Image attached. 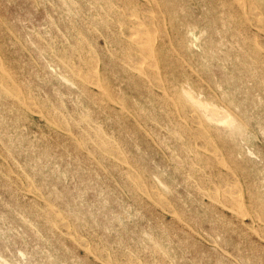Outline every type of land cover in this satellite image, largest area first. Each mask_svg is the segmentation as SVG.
I'll return each mask as SVG.
<instances>
[{
    "label": "rangeland",
    "instance_id": "obj_1",
    "mask_svg": "<svg viewBox=\"0 0 264 264\" xmlns=\"http://www.w3.org/2000/svg\"><path fill=\"white\" fill-rule=\"evenodd\" d=\"M98 1L0 0V264H264V30L255 15L246 54L245 25L223 0ZM256 4L264 14V0ZM138 6L141 23L155 21L143 34L165 40L144 60L153 83L139 73L143 60L122 61L139 54L128 46ZM190 91L235 124L210 120ZM191 113L199 123L180 125ZM206 176L228 178L239 203Z\"/></svg>",
    "mask_w": 264,
    "mask_h": 264
},
{
    "label": "bare ground",
    "instance_id": "obj_2",
    "mask_svg": "<svg viewBox=\"0 0 264 264\" xmlns=\"http://www.w3.org/2000/svg\"><path fill=\"white\" fill-rule=\"evenodd\" d=\"M101 1V0H100ZM100 1H98V2H100ZM122 1V0H121ZM127 1H129V0H127ZM131 1V0H130ZM129 1V2H130ZM136 1V0H135ZM138 1V0H137ZM97 2V1H96ZM103 2H105V1H103ZM107 2H109L108 0H107ZM132 2V1H131ZM130 2V3H131ZM139 2V1H138ZM223 2L225 3V5L226 6H228L229 7V9H231V13H230V17H233V18H235L236 19V17H239L241 20H242V23L245 25V28L244 29H242L243 31L242 32H240V34L241 35H239L240 36V38L242 39V41H243V44H244V46H240L241 48H239V51L240 50H243V51H246V54H248L249 52H251L252 50H250L249 49V47H250V44L249 43H251L252 42V38H254V39H256V37H257V35L258 34H255V32L253 31V29H251V25H250V22H249V20H253V23H255V24H257L258 25V27L260 26L263 30H264V14L261 12V10H260V8L261 7H257V5L258 4H256V0H223ZM54 3V2H53ZM110 3V2H109ZM118 3H120L119 1H118ZM155 2H153V3H150V2H144V3H141V4H139L140 6H142V7H146L147 9L146 10H148V8H150L151 6H152V4H154ZM65 5V4H64ZM155 5H157V4H155ZM154 5V6H155ZM76 6V5H75ZM110 6V5H109ZM134 6V5H133ZM74 7V6H73ZM111 7V6H110ZM158 7H159V5H158ZM157 7V8H158ZM224 7V6H223ZM126 8V7H125ZM138 8H139V6L138 7H136L135 9L133 8L132 9V11H133V13L132 14H130L131 15V20H133V22H136L135 23V25H137V26H133V27H131L130 29V32L131 33H129V35H128V38H129V48H131V49H137V51L139 52V54L138 55H136V54H134V53H132L130 56H124L123 58H122V61L123 62H126L127 64H128V61L130 62L131 60H133V59H135V57L139 60V61H141V60H143V63H144V60H145V58H148V57H153V60H154V58L156 57V56H158L157 55V47H156V45L155 44H153V40L155 41V42H161V45H160V48H162V47H164V43H165V40L164 39H161V36H162V34L159 36V32L158 31H155V34H154V36H152V39L150 38V36H146V35H144L143 33H145V31H146V29L147 28H153L154 27V25H155V21L153 20V18L152 17H145L144 19H145V24L144 23H141V21H139V18H141L140 16H138L139 14H141L142 13V11H141V9L140 10H138ZM159 9V8H158ZM262 9V8H261ZM76 10V9H75ZM127 10V9H126ZM146 10H144V12H146ZM152 10V9H151ZM156 10V9H155ZM154 10V11H155ZM91 11V10H90ZM93 11V10H92ZM150 11V10H149ZM158 11V10H157ZM160 11V10H159ZM257 11H258V13H260V16L261 17H258L256 14H258L257 13ZM127 12V11H126ZM143 12V13H144ZM161 12V11H160ZM111 13V12H110ZM155 13L157 14V12L155 11ZM159 13V12H158ZM69 14V13H68ZM108 14V13H107ZM148 14V13H147ZM255 15V17H252L251 19H249V16L250 15ZM158 15V14H157ZM162 15V14H161ZM160 15V16H161ZM109 16H110V14H109ZM115 16H117V15H115ZM123 16V15H122ZM122 16H121V18H122ZM128 16V15H127ZM153 17H156V15L155 16H153ZM222 17H223V15H222ZM157 18V17H156ZM162 18V17H161ZM232 18V19H233ZM164 19V18H163ZM249 19V20H248ZM94 20H95V18H94ZM240 20V21H241ZM105 21V20H104ZM232 21H234V20H232ZM108 23V22H107ZM121 23V22H120ZM158 23V22H157ZM164 23V22H163ZM233 23V22H232ZM122 25L124 24L123 22L121 23ZM159 24V23H158ZM165 24V23H164ZM225 22H224V26H225ZM134 25V24H133ZM126 26V25H125ZM223 26V27H224ZM159 27V26H158ZM165 27V26H164ZM253 27V26H252ZM255 27V26H254ZM257 27V28H258ZM224 29V28H223ZM160 30V29H159ZM259 30V29H258ZM33 31V30H32ZM151 31V30H150ZM153 31V30H152ZM165 31H166V29H165ZM88 32H90V31H88ZM167 32V31H166ZM79 33H81V32H79ZM153 33V32H152ZM167 34V33H166ZM13 35V34H12ZM50 35V34H49ZM80 36H82V35H80ZM167 37H169L168 35H166ZM165 36V37H166ZM256 36V37H255ZM258 38H260V37H258ZM236 39H238V38H236ZM168 40V39H167ZM259 40V39H258ZM261 40V39H260ZM170 42V41H169ZM58 44V43H57ZM259 45H260V43H258ZM236 45H237V43H236ZM258 45V46H259ZM52 46V45H51ZM92 46V45H91ZM238 46V45H237ZM262 46V45H261ZM76 47H78V44H77V46ZM191 47V46H190ZM225 47V46H224ZM80 48V47H79ZM263 48V47H262ZM112 49V48H111ZM113 50H115V49H113ZM52 51V50H51ZM134 51V50H133ZM132 52V51H131ZM68 53V52H67ZM130 53V52H129ZM177 53V52H176ZM77 54V53H76ZM89 54H91V53H89ZM256 57H258V55H255ZM70 57V56H69ZM85 58L87 57V56H84ZM97 58H98V56H96ZM62 58H64V57H62ZM61 59V58H60ZM89 59V58H88ZM92 59V58H91ZM93 59H94V57H93ZM96 59V58H95ZM80 61H81V59H79ZM84 61L86 60V59H83ZM93 61V64H94V60H92ZM136 61V60H135ZM138 61V62H139ZM65 62V61H64ZM90 62V61H89ZM134 62V61H133ZM137 62V61H136ZM263 62V61H262ZM86 63V62H85ZM152 63V62H151ZM150 63V64H151ZM89 64V63H88ZM90 64H91V62H90ZM134 64H135V62H134ZM148 64V63H147ZM149 64V65H150ZM75 65V64H74ZM73 65V66H74ZM87 65V64H86ZM95 65H96V63H95ZM145 65H146V63H144V65L142 66V68H141V70H140V74L142 75V76H144L145 75V77H147L148 76V81L150 82V83H153V82H155V79L153 78V77H151V75H154V72H152L151 70H150V68H148V67H145ZM148 65V66H149ZM68 66H69V64H68ZM73 66L71 65V67L73 68ZM90 66V65H89ZM98 65H96V67H97ZM154 66V65H153ZM264 66V65H263ZM150 67H152L151 65H150ZM75 68V67H74ZM73 68V69H74ZM79 68V67H78ZM78 68H77V70H78ZM93 68V67H92ZM133 69V68H132ZM260 69H264V68H262V67H260ZM3 70V69H2ZM79 70H80V68H79ZM134 70V69H133ZM83 71H84V69H83ZM87 71H89V70H87ZM11 71H9L8 73L9 74H12V72L10 73ZM138 72V71H137ZM152 73V74H151ZM83 74V73H82ZM86 74H88V72L86 73ZM98 74V73H97ZM66 75H67V73H66ZM85 75V74H84ZM91 74H89V76H90ZM158 75H159V73H158ZM89 76L88 77H86V78H89ZM91 76H93V75H91ZM90 76V77H91ZM96 76V75H95ZM95 76H93V77H95ZM93 77H91L92 79H94ZM98 77V76H97ZM82 78H84L83 76H82ZM81 78V79H82ZM84 80H85V78H84ZM88 80V79H87ZM90 80V79H89ZM5 81V80H4ZM13 81V80H12ZM92 81H95V80H92ZM89 82V81H88ZM91 82V81H90ZM103 82H104V80H103ZM107 82V81H106ZM105 82V83H106ZM157 82H159L160 84H161V86H162V83L160 82V80L159 81H157ZM167 82V81H166ZM14 83V82H13ZM105 83H103V84H105ZM159 83H157V85H159ZM156 84V83H155ZM152 85V84H151ZM27 86H29V85H26V87ZM209 86V85H208ZM9 87V86H8ZM158 87V86H157ZM160 87V86H159ZM10 88H12V87H10ZM29 88V87H28ZM105 88V87H104ZM13 89H14V87H13ZM108 90V89H107ZM210 91V90H209ZM9 92V91H8ZM15 92L16 91H13V93L15 94ZM170 92V91H169ZM188 92V91H187ZM191 92V94L189 93L188 95H190V97H192V99H193V102H194V105L195 106H198L200 109H202V110H204L206 113H208V116H209V118H210V120H212V121H214V122H216V123H222V124H225V125H228V126H232V125H234L235 123V121H234V119H233V117L231 116V115H229V114H227V113H225V112H223V111H219V109L216 107V103H209V102H207V101H203V100H200V99H198V97H194V96H192V91H190ZM91 93V92H90ZM102 93H103V91H102ZM30 94V93H29ZM35 94V93H34ZM33 94V95H34ZM166 94L167 93H165V95H163V97L165 98L166 97ZM22 95V94H21ZM27 95V94H26ZM96 95V94H95ZM104 95V94H103ZM102 95V96H103ZM110 95H111V93H110ZM24 96H25V94H24ZM23 96V97H24ZM100 97H101V95H99ZM168 96V95H167ZM181 96V95H180ZM183 96H184V94H183ZM223 96V95H222ZM28 97V96H27ZM35 97V96H34ZM110 97H112V96H110ZM65 98V97H64ZM96 98V97H95ZM103 98V97H102ZM185 98V97H184ZM30 99V96H29V98H28V100ZM180 101H181V98H178ZM218 99V98H217ZM221 99H222V97H221ZM37 100V99H36ZM116 100H120V99H117L116 98ZM122 100V99H121ZM178 100V101H179ZM187 100V99H186ZM190 100H191V98H190ZM33 101H34V99H33ZM179 101V102H180ZM27 102V101H26ZM101 102H102V100H101ZM28 103H30V102H28ZM120 103V102H119ZM31 104V103H30ZM104 104V103H103ZM180 104V103H179ZM39 105V104H38ZM47 105V104H46ZM62 105V104H61ZM119 105H121V103L119 104ZM32 106V105H31ZM43 106V105H42ZM63 106V108L62 109H64V104L62 105ZM61 106V107H62ZM195 106H194V110H195ZM40 107H41V105H40ZM44 107H46V106H44ZM179 107H181L180 109H182V110H185L186 109V112H187V108H188V106H186L185 104H181ZM198 107H197V109H198ZM47 108V107H46ZM57 108V107H56ZM190 108V107H189ZM193 108V107H192ZM41 109H43V108H41ZM45 109V108H44ZM100 109V108H99ZM199 109V110H200ZM32 110H34V109H32ZM31 110V111H32ZM89 110V109H88ZM35 111H36V109H35ZM43 111V110H42ZM45 111V110H44ZM49 110L47 109V112H48ZM127 111V110H126ZM131 111V110H130ZM191 111H193V109L191 110ZM191 111H189V112H191ZM37 112H38V110H37ZM182 112V111H181ZM183 112H185V111H183ZM188 112V113H189ZM40 113V112H39ZM50 113H52V112H50ZM55 113V112H54ZM57 113V112H56ZM55 113V114H56ZM130 113V112H129ZM193 113H194V111H193ZM201 113V112H200ZM204 113V112H203ZM84 114V113H83ZM82 114V115H83ZM105 114V113H104ZM124 114V113H123ZM49 115V114H48ZM63 115V114H62ZM122 115V114H121ZM183 115V114H182ZM185 115V114H184ZM45 116H46V114H45ZM59 116V115H58ZM61 116V115H60ZM202 116V115H201ZM205 116V115H204ZM206 116H207V114H206ZM47 117V116H46ZM50 117V116H49ZM49 117H48V119H49ZM133 117V116H132ZM57 118V117H56ZM59 118V117H58ZM138 118V117H137ZM185 117H183V119H184ZM51 119V118H50ZM139 119V118H138ZM196 119V117H195V115L194 114H188V115H186V118L184 119V120H182V121H180V125H184L185 124V122L186 121H191V122H193V123H195V124H198L199 123V121H198V123H196V122H194V120ZM56 120V119H55ZM54 120V121H55ZM58 120L59 119H57V122H58ZM84 120H85V118H84ZM87 120V119H86ZM86 120H85V122H86ZM90 120V119H89ZM89 120H87V121H89ZM201 120H202V118H201ZM206 120V119H205ZM240 120V119H239ZM48 121V120H47ZM51 121V120H50ZM63 121V120H62ZM52 122V121H51ZM56 122V123H57ZM90 122V121H89ZM206 122V121H205ZM204 122V123H205ZM59 123V122H58ZM76 123V122H75ZM95 123V122H94ZM156 123V122H155ZM203 123V124H204ZM239 123V122H238ZM88 124V123H87ZM139 124V123H138ZM241 124V123H240ZM245 124V123H244ZM63 125V124H62ZM78 125V124H77ZM80 125H81V123H80ZM172 125V124H171ZM60 126V125H59ZM185 126V125H184ZM206 126V125H205ZM241 126H243V125H241ZM69 127V126H68ZM78 127V126H77ZM102 128H103V126H101ZM192 127V126H191ZM207 127V126H206ZM238 126H236L235 128H237ZM246 127V126H245ZM143 128V127H142ZM193 128V127H192ZM201 128V127H200ZM200 128H198V127H194L193 128V130L196 132V133H198L199 135L201 134L202 135V137L204 138V134H202V133H204ZM226 128H227V126H226ZM67 128H63V130H66ZM188 129V128H187ZM241 129H243V128H241ZM68 130H70L69 128H68ZM68 130H66V131H64V132H67ZM99 130V129H98ZM97 130V131H98ZM179 130L180 131H182L181 130V128H179ZM185 130H186V128H185ZM192 130V129H191ZM190 129H189V133H190V131H191ZM207 130H208V128H207ZM207 130H205V131H207ZM210 130H212L211 128H210ZM214 130V129H213ZM226 130V129H225ZM235 130H237V129H235ZM235 130H232V131H230V132H235ZM187 131V130H186ZM242 131V130H241ZM70 132V131H69ZM98 132H100V131H98ZM237 132V131H236ZM239 132V131H238ZM237 132V133H238ZM151 133V132H150ZM192 133V132H191ZM218 133V132H217ZM240 133V132H239ZM100 134V133H99ZM185 134V133H184ZM175 135V134H174ZM177 135V134H176ZM175 135V136H176ZM197 135V134H196ZM78 136V135H77ZM147 136V135H146ZM194 136V135H193ZM198 136V135H197ZM206 136V135H205ZM242 136V135H241ZM240 136V138H242ZM75 137V136H74ZM111 137V136H110ZM150 137V136H149ZM208 137V136H207ZM99 138H101V135H100V137ZM178 139H180V138H178ZM204 139H206V138H204ZM103 140H105V139H103ZM202 140V139H201ZM213 140H214V138H213ZM212 140V141H213ZM166 141H169V140H166ZM180 142H182L181 140H179ZM199 141V140H198ZM108 142V141H107ZM106 142V143H107ZM164 142V141H163ZM206 143H207V140H206ZM206 143H205V145L203 144V146H206ZM209 144V143H208ZM111 145V144H110ZM202 145V144H201ZM210 146H212L211 144H209ZM214 145V144H213ZM102 146H104V145H102ZM101 146V148H103L104 150H105V148L104 147H102ZM192 146V145H191ZM215 146V145H214ZM213 146V147H214ZM212 147V148H213ZM85 148H87V147H85ZM100 148V147H99ZM211 148V149H212ZM215 148H216V146H215ZM221 149V148H220ZM87 149H85V151H86ZM103 150V151H104ZM111 150H112V147H111ZM110 150V151H111ZM210 150V149H209ZM205 151H207V150H205ZM112 152V151H111ZM209 152V151H208ZM212 153V155H217L218 156V153L217 152H214V150H213V152H211ZM116 154V153H115ZM126 154V153H125ZM117 155H118V153H117ZM121 155H123V154H121ZM197 155V154H196ZM219 155H220V153H219ZM119 156V155H118ZM118 156H116L117 158H118ZM128 156V155H127ZM203 156V157H202ZM201 157L202 158H204V155H202ZM231 156V155H230ZM207 157V156H206ZM121 158H123V157H121ZM209 158V157H208ZM219 158V157H218ZM231 158H232V156H231ZM231 158H229L230 159V161H231ZM172 159V158H171ZM186 159V158H185ZM188 159V158H187ZM191 159V158H190ZM207 159V158H206ZM211 159H213V158H211ZM210 159V160H211ZM221 159H219V161H220ZM224 160V159H223ZM122 161V160H121ZM121 161H119V162H121ZM192 161V160H191ZM213 161V160H212ZM217 161V160H216ZM229 161V162H230ZM123 162L125 163V161L123 160ZM208 162H210V161H208ZM207 162V163H208ZM228 162V161H227ZM201 163V162H200ZM199 163V164H200ZM136 164V163H135ZM197 164V163H196ZM195 164V165H196ZM231 165V164H230ZM179 166H181V165H179ZM191 166V165H190ZM190 166H188L189 168H191ZM220 166V165H219ZM232 166V165H231ZM226 167H227V165H226ZM199 168V167H198ZM208 168V167H207ZM193 169V168H192ZM192 172L194 171V170H191ZM230 171V170H229ZM234 171V170H233ZM237 170L235 169V172H236ZM123 172H125V171H123ZM130 172V171H129ZM195 172V171H194ZM198 172V171H197ZM200 172V171H199ZM146 173V172H145ZM203 173H205V172H203ZM202 173V174H203ZM127 174H128V172H127ZM134 174V173H133ZM109 175H111V174H109ZM129 175V174H128ZM197 175H198V173H197ZM225 175V174H224ZM132 176V175H131ZM221 176V175H220ZM133 177H136V176H133ZM194 177V176H193ZM230 177H232V176H230ZM234 178V177H233ZM133 179V178H132ZM132 179H131V181H132ZM193 179V178H192ZM198 179H199V177H198ZM200 179H202V178H200ZM199 179V180H200ZM205 183H208V184H210V186L211 187H213L215 190H217V191H219L220 189H223L222 191L224 192V193H226V194H229L230 196V198H231V202H233V204H238L239 203V198H238V195L236 194V187H235V185H233V183L231 184L229 181H228V178L226 179L224 176H222V177H220V178H217V179H215L213 176H206L205 178ZM235 180H237L236 178H234ZM138 180H141V179H138ZM203 180V179H202ZM134 181V180H133ZM204 181V180H203ZM30 182V181H29ZM138 182H141V181H138ZM159 183V182H158ZM202 183V182H201ZM244 183V182H243ZM139 184V183H138ZM201 185V184H200ZM27 186H29V184L27 185ZM153 186V185H152ZM206 186V185H205ZM139 187V186H138ZM150 187H151V185H150ZM156 186L154 185V188H155ZM240 187V186H239ZM241 188V187H240ZM147 189V188H146ZM204 189V188H203ZM150 190H151V188H150ZM216 191V192H217ZM38 192V191H37ZM198 192V191H197ZM213 192H214V190H213ZM151 193H152V190H151ZM150 193V194H151ZM157 193V192H156ZM161 193H162V191H161ZM154 194H155V192H154ZM247 194V193H246ZM158 195V194H157ZM225 195V194H224ZM241 195V194H240ZM251 195V194H250ZM152 196H155V195H152ZM167 196V195H166ZM212 196H215V194H212ZM156 197V196H155ZM159 197V196H158ZM165 197V196H164ZM149 198H151V197H149ZM224 198V197H223ZM157 199V198H156ZM167 199V198H166ZM212 199V198H211ZM228 199V198H227ZM226 199V197L223 199V200H227ZM49 200H51V198L49 199ZM161 200H164V199H161ZM215 200H216V198H215ZM214 200V201H215ZM155 201V200H154ZM160 201V200H159ZM159 201H157V203L158 204H160L159 203ZM217 201H218V198H217ZM228 201V200H227ZM226 201V202H227ZM161 202V201H160ZM165 201H162V203H164ZM54 203V202H53ZM161 203V205H164V204H162ZM228 203V202H227ZM226 203V204H227ZM157 204V205H158ZM166 204V203H165ZM171 204V203H170ZM223 204H225L224 203V201H223ZM262 204V203H261ZM54 205V204H53ZM161 205H160V207H161ZM168 205V204H167ZM230 205V204H229ZM231 205H232V203H231ZM249 206H250V203L248 204ZM173 206V205H172ZM163 207V209H164V206H162ZM240 207V206H239ZM251 207V206H250ZM253 207V206H252ZM166 208V207H165ZM259 208H261V207H259ZM46 209V208H45ZM226 209H228V208H226ZM230 209V208H229ZM231 210L232 211H234L232 208H231ZM231 210H228V211H231ZM47 211V210H46ZM54 211H55V209H54ZM170 211L171 210H169L168 209V211L167 212H169L170 213ZM242 211V210H241ZM262 211V210H261ZM44 212V211H43ZM42 212V213H43ZM255 212V211H254ZM48 213H50V212H48ZM238 213V212H237ZM236 213V214H237ZM179 214V213H178ZM258 214V213H257ZM175 215H176V213H175ZM174 215V216H175ZM181 215H182V213H181ZM180 215V216H181ZM62 216V215H61ZM256 216V215H255ZM178 217H179V215H178ZM184 217V216H183ZM257 217V216H256ZM47 218H48V216H47ZM55 218V217H54ZM64 218L66 219L67 218V215H66V217L64 216ZM176 218V217H175ZM181 218V217H180ZM255 218V217H254ZM260 218H263V217H260ZM49 219H50V217H49ZM60 219V218H59ZM59 219H57V220H59ZM68 219H70V218H68ZM67 219V220H68ZM56 220V219H55ZM66 220V221H67ZM183 220H185V219H182V221ZM256 220V219H255ZM50 221V220H49ZM69 221V220H68ZM188 221V220H187ZM260 221V220H259ZM263 221V220H262ZM2 222H3V220H2ZM76 222V221H75ZM83 222V221H82ZM85 222V221H84ZM242 222H243V220H242ZM264 222V221H263ZM184 223V222H183ZM58 225L60 224V223H57ZM75 224V223H74ZM57 225V226H58ZM61 225V224H60ZM63 225H65V224H62V226ZM248 225V224H247ZM251 225V224H250ZM61 226V227H62ZM252 226V225H251ZM56 227V226H55ZM59 227V226H58ZM74 227V226H73ZM253 228V227H252ZM79 229V228H78ZM262 229V228H261ZM263 229H264V227H263ZM73 230V229H72ZM258 230V229H257ZM164 231V230H163ZM68 232V231H67ZM182 233V232H181ZM262 233H264V231L262 230ZM186 234H188V233H186ZM205 234V233H204ZM263 235V234H262ZM261 235V236H262ZM190 237V236H189ZM202 237V236H201ZM208 237V236H207ZM263 237V236H262ZM79 238V237H78ZM77 238V239H78ZM81 238H83V237H81ZM152 238V237H151ZM218 238V237H217ZM264 238V237H263ZM262 238V239H263ZM76 238H75V240H77ZM80 239V238H79ZM193 239V238H192ZM219 239V238H218ZM214 241V240H213ZM77 242V241H76ZM81 242V241H80ZM86 243V242H85ZM85 243H84V245H85ZM211 243H213V242H211ZM210 243V244H211ZM87 244V243H86ZM81 245H82V243H81ZM109 245V244H108ZM159 245V244H158ZM217 245V244H216ZM65 247V246H64ZM87 247V246H86ZM147 247V246H146ZM154 247V246H153ZM159 247H162V246H160L159 245ZM106 249V248H105ZM151 249V248H150ZM101 250H104V248L103 249H101ZM90 251V250H89ZM94 251H95V249H94ZM93 251V252H94ZM217 251V250H216ZM96 252V251H95ZM168 252V251H167ZM99 253V252H98ZM224 253V252H223ZM100 254H101V251H100ZM122 255V254H121ZM155 255H156V253H155ZM24 257V256H23ZM127 258L129 259L130 258V256L128 257L127 256ZM106 259V258H105ZM79 260V259H78ZM103 260V259H102ZM248 261V260H247ZM102 262V261H101ZM111 262V261H110ZM128 262V261H127ZM131 262H132V260H131ZM133 263V262H132ZM117 264V263H116ZM125 264V263H124ZM131 264V263H130ZM134 264V263H133ZM135 264H138V263H135Z\"/></svg>",
    "mask_w": 264,
    "mask_h": 264
}]
</instances>
